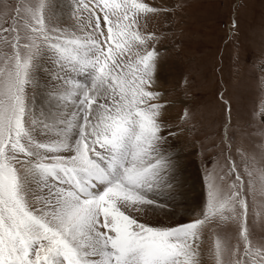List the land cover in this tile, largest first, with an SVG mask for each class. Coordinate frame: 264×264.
Segmentation results:
<instances>
[{"label": "snow or ice", "instance_id": "6c2138e0", "mask_svg": "<svg viewBox=\"0 0 264 264\" xmlns=\"http://www.w3.org/2000/svg\"><path fill=\"white\" fill-rule=\"evenodd\" d=\"M69 10L65 23L59 0H22L15 16L0 17L11 20L0 25V264H201L205 229L229 221L238 236L213 233V264H264V241L247 225L249 196L264 217V148L245 157L247 182L235 165L227 187L225 175L208 174L200 218L147 222L181 186L163 147V106L151 103L154 37L140 30L156 9L73 0ZM45 59L52 83L38 111Z\"/></svg>", "mask_w": 264, "mask_h": 264}, {"label": "rangeland", "instance_id": "374dc122", "mask_svg": "<svg viewBox=\"0 0 264 264\" xmlns=\"http://www.w3.org/2000/svg\"><path fill=\"white\" fill-rule=\"evenodd\" d=\"M21 2L0 0V17L15 16ZM72 2H59L68 8L64 15L59 9L65 23L73 22ZM144 2L156 9L140 22V30L154 37L149 50L158 55L150 90L159 98L151 103L163 106V147L178 160L181 180L176 200L163 210L166 214L147 222L175 226L201 217L209 173L225 175L227 187L237 175H227L235 165L247 182L245 157L259 158L264 148V0ZM10 23L0 18L3 27ZM4 35L0 32V39ZM41 63L35 89L38 111L47 108L46 89L52 83V65L47 59ZM248 203V228L254 240L264 241V217L254 215L251 196ZM238 230L231 221L209 225L203 233L201 264H213L209 250L214 232L230 236L234 243Z\"/></svg>", "mask_w": 264, "mask_h": 264}, {"label": "bare ground", "instance_id": "6f19581e", "mask_svg": "<svg viewBox=\"0 0 264 264\" xmlns=\"http://www.w3.org/2000/svg\"><path fill=\"white\" fill-rule=\"evenodd\" d=\"M62 1H63V0H62ZM59 2H61V0H60ZM62 6H63V5L59 6V9L61 10L62 14L64 15V14L66 13V11H67L68 8H65V9H64ZM65 6H66V5H65Z\"/></svg>", "mask_w": 264, "mask_h": 264}]
</instances>
